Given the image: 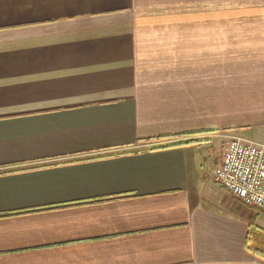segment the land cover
I'll return each mask as SVG.
<instances>
[{"label":"crops","instance_id":"crops-1","mask_svg":"<svg viewBox=\"0 0 264 264\" xmlns=\"http://www.w3.org/2000/svg\"><path fill=\"white\" fill-rule=\"evenodd\" d=\"M222 132L264 142V0H0V264H264Z\"/></svg>","mask_w":264,"mask_h":264},{"label":"built area","instance_id":"built-area-1","mask_svg":"<svg viewBox=\"0 0 264 264\" xmlns=\"http://www.w3.org/2000/svg\"><path fill=\"white\" fill-rule=\"evenodd\" d=\"M223 152L213 181L246 206L264 213V142L234 132L218 135Z\"/></svg>","mask_w":264,"mask_h":264},{"label":"rangeland","instance_id":"rangeland-1","mask_svg":"<svg viewBox=\"0 0 264 264\" xmlns=\"http://www.w3.org/2000/svg\"><path fill=\"white\" fill-rule=\"evenodd\" d=\"M231 12L234 13V17L231 18L230 20H214L215 25H229V26H237V18H236V14H237V4H231L230 9ZM260 227H262L263 232H261V237L264 239V219L262 220V222L259 224ZM253 232H256L255 229H253ZM252 245H255L254 243H252ZM257 247V246H256ZM264 250V249H263Z\"/></svg>","mask_w":264,"mask_h":264},{"label":"trees","instance_id":"trees-1","mask_svg":"<svg viewBox=\"0 0 264 264\" xmlns=\"http://www.w3.org/2000/svg\"><path fill=\"white\" fill-rule=\"evenodd\" d=\"M197 142H199V141L189 140V141H186V142H179V143L174 144V145H187V144H193V143H197ZM167 147H168V146H167ZM255 252H257V251L255 250ZM258 252H259V251H258ZM258 252H257V253H258ZM259 253H261V255L264 256V250H261V252H259Z\"/></svg>","mask_w":264,"mask_h":264}]
</instances>
